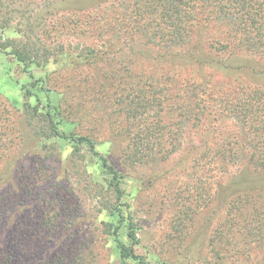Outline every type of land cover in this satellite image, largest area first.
<instances>
[{"label":"rangeland","instance_id":"rangeland-1","mask_svg":"<svg viewBox=\"0 0 264 264\" xmlns=\"http://www.w3.org/2000/svg\"><path fill=\"white\" fill-rule=\"evenodd\" d=\"M139 3L0 0V248L13 252L14 264H45L52 257L55 264L66 258L84 264H136L120 259L116 231L146 264L210 260L209 238L224 216V203L239 186L221 182L217 198L207 203L206 174L192 167L188 147L212 137L225 140L238 119L213 108L207 133L190 130L186 100L191 95L179 92L182 97L176 99L183 102L177 109L169 99L160 107L146 79L156 73L145 68L148 59L140 62L122 47L87 56L90 39L84 37L86 31H78L83 16L116 20ZM51 29L55 38L48 36ZM63 43L74 54L61 52L45 62L46 51ZM19 55L34 62H21ZM185 76L187 72L180 77ZM205 82L214 86L215 102L246 84L260 85L264 78L217 73ZM145 93L150 103H143ZM176 114L178 134L170 139L178 147L160 157V131L170 127ZM84 136L91 137L94 149L80 141ZM97 154L118 171V190L117 179L101 168ZM135 154L136 160L128 159ZM242 174L264 177L248 168ZM254 187L264 193V180ZM131 229L139 239L136 246L128 237Z\"/></svg>","mask_w":264,"mask_h":264},{"label":"trees","instance_id":"trees-1","mask_svg":"<svg viewBox=\"0 0 264 264\" xmlns=\"http://www.w3.org/2000/svg\"><path fill=\"white\" fill-rule=\"evenodd\" d=\"M140 2L130 14L121 15L116 20H106L103 16L82 17L78 31H86L84 37L90 39L85 43L89 46L87 56L98 57L100 54L110 53L114 47H122L127 48L132 53L131 56L137 55L140 62L141 57L148 59L143 61L145 68L156 71L146 78L151 81L150 87L156 90L155 103L164 107L172 101L170 104L177 109V105L183 102L176 99L179 92L191 95L186 100L190 113L187 126L190 130L207 133L211 121L208 116L213 108L221 109L229 115V119H238L239 124L231 123L233 131L225 140L212 137L191 143L188 147V154L193 156L192 167L206 174V184L210 189L205 192L207 203L212 198H217L214 192L221 182L229 186L233 181L239 186L234 198L224 203V216L209 238L208 253L211 257L207 262L240 264L257 257V263L264 264V193L254 189V184L263 181L264 177L256 180L242 174L246 168L264 174V82L260 85L246 84L237 92L222 95L215 102L212 99L214 86L205 82V79L209 81L217 73L231 77L251 75L264 78V0ZM54 32V29L49 30L48 36L55 38ZM116 33H120V36L116 37ZM68 46L70 47L69 43L61 44V51L59 48H49L45 62H50L52 57L55 58L61 52L67 51L66 57L74 54L75 51ZM81 54L83 53L79 52L80 57ZM29 55L17 57L21 62H34V58ZM186 72L187 76L181 78ZM151 101L145 93L143 103ZM59 109L60 106L55 108L57 115L60 113ZM85 112L83 108L80 109L82 115ZM48 113L49 116L52 115L51 111ZM178 123L179 116L176 114L175 119L169 122L170 127L160 131L162 138L157 144L160 157H168L178 147V143L170 139L178 134ZM56 133V136L60 135V132ZM80 141L95 148V143L89 136L80 138ZM133 147L138 149L137 142L133 143ZM97 155L102 162L101 168L117 179L115 188L118 190V171L108 163L107 158ZM137 156L135 154L128 159L133 161ZM234 166L237 168L235 171ZM113 234L122 261L132 260L136 264H146L134 252L133 247H128L119 240L117 231ZM128 237L133 246L139 244L133 229ZM260 250L263 253L258 256ZM54 262L55 257H52L45 264H55ZM14 263L13 252L0 248V264ZM62 264L84 263L66 258Z\"/></svg>","mask_w":264,"mask_h":264}]
</instances>
